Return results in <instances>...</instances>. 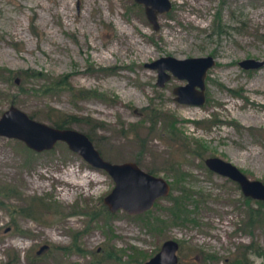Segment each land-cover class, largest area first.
<instances>
[{
  "label": "rangeland",
  "instance_id": "374dc122",
  "mask_svg": "<svg viewBox=\"0 0 264 264\" xmlns=\"http://www.w3.org/2000/svg\"><path fill=\"white\" fill-rule=\"evenodd\" d=\"M170 2L154 30L133 0H0V113L13 104L48 124L51 108L73 115L68 127L86 133L104 159L134 161L170 186L140 217L120 209L107 217L102 198L113 181L105 171L62 141L35 152L0 136V188L10 189L0 194V264H85L101 245L121 254L101 264H138L128 262L131 247L149 256L166 239L178 242L180 264H228L250 243L264 251V219L245 225L254 200L204 163L217 156L264 182V63L238 64L264 61V0ZM165 55L215 58L203 104L174 100L185 79L169 73L156 85L144 63ZM27 69L46 78L8 75ZM60 76L68 87L43 92ZM173 197L185 206L181 218L172 219ZM30 202L38 220L11 213ZM8 213L16 231H5ZM151 216L164 227L148 230ZM247 258L264 264V255Z\"/></svg>",
  "mask_w": 264,
  "mask_h": 264
},
{
  "label": "water",
  "instance_id": "95a60500",
  "mask_svg": "<svg viewBox=\"0 0 264 264\" xmlns=\"http://www.w3.org/2000/svg\"><path fill=\"white\" fill-rule=\"evenodd\" d=\"M133 1L143 6L145 17L154 30L158 29L157 15L171 10L172 6L170 0ZM263 63V60L253 58L238 62L244 69L258 68ZM214 64L215 58L211 55L186 58L165 55L144 63V66L156 70L155 83L159 87L163 86L170 74L185 79V85L172 89L174 100L178 103L201 105L205 102L206 72ZM0 136L17 139L35 152L50 150L58 141L66 143L71 151L80 155L91 167L101 169L111 177L113 187L102 198L110 212L120 209L131 215L143 213L157 199L169 194L170 186L165 179L143 170L136 162H111L104 159L86 133L36 120L13 104L0 113ZM204 163L214 173L234 181L243 196L264 202V182L261 180L250 179L236 165L217 156L206 157ZM178 247L177 241L164 240L147 264H178Z\"/></svg>",
  "mask_w": 264,
  "mask_h": 264
},
{
  "label": "trees",
  "instance_id": "16d2710c",
  "mask_svg": "<svg viewBox=\"0 0 264 264\" xmlns=\"http://www.w3.org/2000/svg\"><path fill=\"white\" fill-rule=\"evenodd\" d=\"M19 73L24 74L26 77L42 78V79L46 78V75L42 71L36 70V69H27V70H23V71L22 70H16V71L15 70H8L9 77H12V76H15V75H19ZM60 86L68 87V84H67L66 80L63 78V76L58 77L54 81H50V82L48 81L46 84H44L43 85V92L52 91L55 88L60 87ZM20 88H21V90H23V88L21 86H20ZM88 92L89 91H87V90H83L81 92V95H85ZM49 111L55 112L53 114V116L47 115V119L49 120L51 125L56 126V127H60V128L68 127V125L72 121L76 120V118H77V117H75L73 115H68V114L62 113V112H60V111H58L56 109H53V108H51ZM29 115L31 117H33L31 114H29ZM25 148H27V147H25ZM27 149L30 150V151H33V150L29 149V148H27ZM169 167L171 169H173V166L171 164H170ZM181 174L182 173L179 172L178 175H181ZM184 190L186 191V189H184ZM0 194H1L2 197L8 196L10 194V189L8 191V189H6V187H1L0 188ZM185 194H186V192H185ZM187 197H189V195ZM243 198H244V201H246V202L250 201V200H254V199H251V198L245 197V196H243ZM180 200H181L180 197H173L172 198L173 206L170 208L171 213L173 215L172 219L181 218V216L183 214H185V212H186L185 206L183 205L182 201H180ZM254 203H255L256 207L253 208L251 206H247V209H246V215H247L248 219L246 220L245 225H247V226L255 225L256 223H259L260 221H262L264 219V212L262 211L263 207H264V202L261 201V200H254ZM30 207H32L31 202L28 203L26 207H23V209L20 212H22L26 216L31 217L32 219L38 220L37 216L35 215V213H33V211L31 210ZM107 211L105 210L104 212L108 213ZM95 213L96 212L91 211V213H89V215L91 217H93L94 216L93 214H95ZM146 226L149 227L148 230H157L158 231V230L162 229V227H164V221L162 219H159V218L151 216V220H150V222L148 224H146ZM73 241H74V239H73ZM71 247H72V249H75L76 251L78 249V248H76V246H74V242H72ZM69 249H70V247H69ZM72 249H70V250H72ZM244 249H245L244 250V254L242 255L241 258L240 257L234 258L228 264H251L248 261V258H247V252L248 251L249 252H255L258 255H260V254L264 255V251H261L259 249L257 250L256 246L253 243L245 245ZM92 253L96 255V251H94ZM113 254H114V252L111 249V253L110 254H108V252L105 253V255H104L105 258L104 259L105 260H106V258L108 259V255H109V257H111V259H116L113 256ZM117 259H119V258H117ZM98 262H100V261H98Z\"/></svg>",
  "mask_w": 264,
  "mask_h": 264
},
{
  "label": "flooded vegetation",
  "instance_id": "af4514ba",
  "mask_svg": "<svg viewBox=\"0 0 264 264\" xmlns=\"http://www.w3.org/2000/svg\"><path fill=\"white\" fill-rule=\"evenodd\" d=\"M3 204V203H2ZM104 204V203H103ZM105 205V204H104ZM27 206V203L25 204V205H23V206H19V207H17V208H15V209H12L11 210V213H13V215L14 214H17V215H20L21 217H23V218H27V220H29V218H31V217H29V216H26V215H24L22 212H20L22 209H23V207H26ZM105 207H106V205H105ZM107 208V207H106ZM107 210H108V208H107ZM111 213L112 212H110L109 210H108V213H106V216L108 217V216H110L111 215ZM9 214V213H8ZM128 214V213H127ZM147 213H145V215H146ZM12 214L10 215L9 214V221L7 222V224H6V226L4 227L5 228V231L6 232H9V231H16L17 229H18V223H17V221H16V218H15V216H13ZM129 215H131V214H129ZM134 215H136L135 217H140V215H141V213H139V214H134ZM91 218H93V217H91ZM90 218V219H91ZM87 229V227H85L84 229H83V231H85ZM111 233V232H110ZM46 247L48 246V245H45ZM44 245L42 246V247H40V250L41 249H43V248H46ZM179 246V245H178ZM131 247V246H130ZM64 248H68V245L66 246V247H64ZM76 248H78V247H76ZM109 249H107L106 247H104L103 245H101V246H98L97 248H96V255L95 254H88V261H87V263H85V264H101V263H104V262H106V261H110L111 262V257H109V255H108V259L106 258V260L104 259L105 258V253H107L108 252V254H110L111 253V247L109 246L108 247ZM132 248V252H131V255L130 256H128V262L129 263H138V264H147V261H148V259L150 258V257H152L158 250H159V248L158 249H156L152 254H150L149 256L148 255H145V254H143V252L141 251H137V249L136 248H134V247H131ZM178 249H179V247H178ZM66 250V249H65ZM77 250H79V252H81V253H83L85 250H83V249H77ZM113 252H114V254H113V256L117 259V258H119V259H117V261H121V254L118 252V249L116 250V249H113L112 250ZM38 254H39V251H36ZM26 256H27V259L31 262V260H33L34 258H32V256H29V255H27V253H26ZM177 257H178V255H177ZM32 258V259H31ZM13 259V258H12ZM103 259V260H102ZM15 261V260H14ZM13 261V262H14ZM98 261H100V262H98ZM178 264H180V262H179V258H178Z\"/></svg>",
  "mask_w": 264,
  "mask_h": 264
}]
</instances>
